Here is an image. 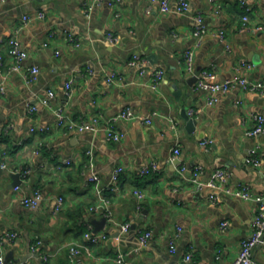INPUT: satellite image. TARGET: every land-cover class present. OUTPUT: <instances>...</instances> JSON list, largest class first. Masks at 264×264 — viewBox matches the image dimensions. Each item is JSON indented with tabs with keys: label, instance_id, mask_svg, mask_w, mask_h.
Masks as SVG:
<instances>
[{
	"label": "crops",
	"instance_id": "crops-1",
	"mask_svg": "<svg viewBox=\"0 0 264 264\" xmlns=\"http://www.w3.org/2000/svg\"><path fill=\"white\" fill-rule=\"evenodd\" d=\"M188 1L187 12L165 13L151 0H0V38L16 36L28 52L22 69L9 71L15 60L3 48L7 91L0 97V157L7 167L0 166V235L16 233L5 240V258L12 253L10 259L20 264H230L237 256L241 241L252 234L257 202L197 189L191 179L196 168L202 182L220 168L231 187L246 183L254 196L264 194V162H250L254 152L264 151V134H247L252 116H264V92L236 86L209 105V92L196 87V75L211 70L218 81L236 75L264 80V0H244L245 6L240 0ZM176 5L171 0L172 8ZM38 12L45 17L21 27L25 14ZM198 14L209 28L200 45L193 35ZM191 48L193 72L183 63ZM135 54L145 58V74L130 63ZM33 66L39 73L29 83L26 73ZM156 69L164 70V77L153 88L150 75ZM111 72L118 78L108 82ZM70 79L67 115L75 121L98 117L99 131L57 125L53 106L66 101ZM48 90L55 92L51 106L42 102ZM127 107L157 115L151 123L117 118ZM184 108L197 120L192 131ZM110 122L124 133L121 140H107ZM177 147L180 154L173 158ZM152 162L157 169L140 175ZM117 166L123 167L119 186L104 193L114 222L107 220L97 231L106 238L92 244L84 232L89 226L94 230L92 219L104 216L90 209L100 201L87 177L96 172L106 185ZM35 189L41 202L26 207L22 198ZM59 196L64 203L56 212ZM124 223H130L127 231ZM178 227L172 253L169 239ZM147 229L152 237L140 246L139 234ZM262 239L253 264H264V231ZM73 247L80 253L73 255ZM188 252L192 259L185 262Z\"/></svg>",
	"mask_w": 264,
	"mask_h": 264
},
{
	"label": "built area",
	"instance_id": "built-area-1",
	"mask_svg": "<svg viewBox=\"0 0 264 264\" xmlns=\"http://www.w3.org/2000/svg\"><path fill=\"white\" fill-rule=\"evenodd\" d=\"M97 2H101L102 0H96ZM241 3L245 6V1L240 0ZM152 3H158L160 6V10L162 12L168 13L171 11H176L179 13H185L189 10V1L188 0H177V5L175 8L171 6V0H151ZM93 8V5H89L87 10L90 11ZM149 10V9H148ZM248 10V7H247ZM45 17L44 12H38L36 15L25 14L22 18V25H25L32 22L34 19H43ZM195 28L193 30V35L197 38L196 45H200L203 41L205 35L209 32V28L206 26L204 19L201 15H195ZM244 19H247L244 16ZM69 38L73 41L76 39L73 36H69ZM109 38L112 41H116L117 37L113 34H109ZM219 38L224 41L225 39V32L224 30L219 31ZM78 45V44H77ZM7 48L8 55L11 56L15 63L8 67L9 71H16L21 70L23 67V62L26 60L28 56V52L26 48L21 44L16 36H9L8 38L2 39L0 38V97L4 95L7 91V69L5 68V55L3 48ZM194 62H195V51L194 49H187L184 53L183 63L186 69L189 72H193L194 69ZM131 64H139L141 66L140 72L145 74L147 72L146 69V60L145 58L140 57V55L135 54L133 59L130 62ZM39 73L38 66H33L28 68V72L26 73V80L27 82H33ZM164 77V70L156 69L150 75L151 86L153 88H157ZM196 87L203 89L209 92V98L207 103L212 105L218 101V97L221 94H225L230 90L234 89L236 86H241L245 89L249 90H259L264 92V80H250L246 76L236 75L234 77L226 78L222 81L217 80L216 73L211 70H203L200 71L197 75ZM118 78L115 72H111L107 75V81L113 82ZM65 97L66 101L60 105L53 106V111L56 115L57 125L60 127H67L70 131H93L97 132L100 130L99 128V118L93 117L91 120H72L69 118L66 112V106L68 103V99L71 97L73 93V80L70 79L65 83ZM55 97L54 90H48L46 95L42 98V102L45 105L51 106V100ZM36 110L35 106H29V111L34 112ZM189 114L192 115L193 111L189 110ZM157 115V112H153L150 115L142 116L137 114L131 107H127L121 111L117 115V118H121L124 120H133L139 119L145 123H151L153 117ZM254 121V126L247 131V134L250 136H257L264 134V116L261 114H255L252 116ZM106 133V138L109 141H119L124 137V133L117 130L114 125L110 122L104 129ZM207 143V142H204ZM180 154V149L177 147L174 150L173 158H176ZM250 162L254 166H260L264 162V151L261 153H253ZM63 163L70 164V160L64 159ZM0 166L2 168L7 167V163L2 157H0ZM185 166L181 167V172L185 170ZM157 169V165L152 162L149 166H145L139 170L140 175H147L151 171H155ZM27 172V171H25ZM123 172L122 166H117L113 169L110 179L106 185L102 184L101 177L96 172H91L87 180L94 186V189L99 197V203L93 205L90 209L93 212L102 211V215L109 221L114 222V218L112 215V211L109 207V199H107L104 195L106 190H115L119 186V181L121 174ZM201 172V168H196L193 172L192 182L196 185L197 189H202L204 187H210L214 189H219L222 192H225L230 195H234L236 197L242 198L244 200H255L258 204L257 213L253 219V230L252 234L244 238L241 241L240 250L237 256L230 262V264H253V252L254 248L262 242L263 231H264V194L254 196L251 192L250 187L246 183H238L236 186L231 187L228 184V175L223 169H216L207 182H202L199 180V173ZM19 186H15V189H18ZM138 197L142 199L144 197V193L140 190L136 192ZM212 199H216L215 195H211ZM42 199V194L39 189H35L33 194L28 196H24L22 198V202L26 207L35 208L37 207ZM64 197L59 196L56 200L55 204V211L59 212L63 208ZM222 227L227 226V222H222ZM130 227V223H124L121 225L123 231H127ZM181 228L178 227L176 233L170 237L169 239V250L172 253L176 252V238L180 234ZM105 232H94L92 230V226H89V229L84 232V237L92 244H98L101 240L106 238ZM16 237L15 232H9L6 235H0V264H20L14 260H6L3 247L5 240H13ZM152 237V231L150 229L143 230L139 234V243L140 246H145L149 243ZM80 249L77 247H73L71 249V253L78 254L80 253ZM192 259V252H188L185 257L184 261H190ZM118 262H121V259L118 258ZM178 264H184L182 262Z\"/></svg>",
	"mask_w": 264,
	"mask_h": 264
},
{
	"label": "water",
	"instance_id": "water-1",
	"mask_svg": "<svg viewBox=\"0 0 264 264\" xmlns=\"http://www.w3.org/2000/svg\"><path fill=\"white\" fill-rule=\"evenodd\" d=\"M198 73H199V72H198ZM175 87H177V86H175ZM176 89H177V88H176ZM178 93H180L179 90H177V91L175 92V95L177 96ZM182 117L185 119V122H186V128H187L189 131L194 130L195 127H196V124H197V120H196L193 116H191V115L189 114V112H188V110H187L186 108H184V109L182 110ZM12 176L15 178L14 182L12 183V185L15 187V186H17V185L19 184L20 180H19L17 174H13ZM17 178H18V179H17ZM91 222L94 224V232H97V231H99L100 229H102V228L106 225V223H107V219H106L105 217H102L101 220L92 219ZM11 257H12V253H10V254H8V255L6 256V260H9Z\"/></svg>",
	"mask_w": 264,
	"mask_h": 264
}]
</instances>
